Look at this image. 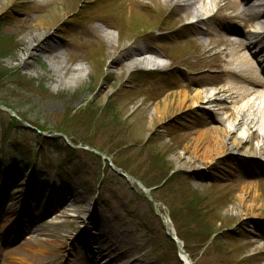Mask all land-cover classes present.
<instances>
[{
	"label": "rangeland",
	"instance_id": "374dc122",
	"mask_svg": "<svg viewBox=\"0 0 264 264\" xmlns=\"http://www.w3.org/2000/svg\"><path fill=\"white\" fill-rule=\"evenodd\" d=\"M226 3L215 8L206 0L212 30L203 38L190 22L176 23L181 10L164 0H4L0 34L12 44L0 57V74L13 77L0 82V107L41 127L48 141L41 144L34 130L10 131L12 116L0 109V264H179L168 220L188 237L193 264H264V150L253 155L258 139L235 153L208 152V137L235 142L225 139V129L236 111L226 105L230 117L221 119L192 101L177 108L179 93L191 97L199 88L227 85L223 55L214 57L235 47L221 45L229 38L223 26L261 38L262 28L240 15L243 8L234 20L221 9ZM40 15L47 37L29 50L26 37ZM101 27L110 29L109 37ZM156 51L167 62L161 72L128 71L133 59ZM89 103L98 113L111 110L97 122L66 120ZM155 108L163 114L152 130ZM61 130L68 141L57 136ZM110 165L146 184L157 205ZM168 174L179 175L165 188ZM63 197L66 211L49 210L53 200L62 207ZM194 199L201 221L188 207ZM243 201L260 210L250 215ZM198 223L216 233L206 244Z\"/></svg>",
	"mask_w": 264,
	"mask_h": 264
},
{
	"label": "bare ground",
	"instance_id": "6f19581e",
	"mask_svg": "<svg viewBox=\"0 0 264 264\" xmlns=\"http://www.w3.org/2000/svg\"><path fill=\"white\" fill-rule=\"evenodd\" d=\"M11 3L14 0H9ZM44 1V0H36ZM146 2L148 0H141ZM152 1V0H149ZM165 3L172 5L174 8H179L183 14L181 17H176L175 22L180 24L182 22H190V26L201 37H208L211 34L212 28L209 27V22L212 18V14L206 5V0H164ZM227 3L224 9L225 11H232L234 13L231 18L237 20L241 8L243 11L240 15L247 19L250 23H256L261 27V31L257 33L261 36L257 39L255 34L244 35L238 28L230 25L223 26V33L229 36L221 38V45L235 46L225 51V53L215 54L214 57H220L224 59L227 64V70L224 71L228 77L227 85L223 87H210L199 88L195 91L193 96L190 97L188 92L179 93L181 99L177 105V108H182L192 101L191 105L194 107L202 108L204 111L210 112L215 116H221V119H227L230 117L229 108L226 105H231L236 111V117L227 123L225 129V139L230 136L235 137V142L230 146H227L223 136L208 137L207 151H217L220 154L235 153L244 143L249 142L252 138L256 137L257 147L253 152V155H257L258 152L264 150V0H226ZM4 0H0V13L5 10L3 6ZM212 7L217 8L219 0H209ZM218 9L217 14L220 13ZM48 27L44 16L40 15L36 18V25L34 31L30 33L26 39L29 43V50H35L38 47V43L42 42L47 37V33L44 29ZM101 31L108 37L111 32L110 29L102 28ZM235 38L236 43H232V39ZM112 39V41H114ZM213 49L206 51L209 54ZM155 57L161 60L165 58L159 52H153ZM192 65L191 62L187 63ZM147 66V63L140 58L133 59L128 65V71L143 69ZM55 72L58 71V67L53 66ZM77 71L83 72L84 67L80 66ZM76 78L71 81L75 82ZM70 81V82H71ZM246 100L241 108L236 106V102L240 100ZM163 112L155 108L150 117V129H155L160 121ZM256 133L258 135L256 136ZM8 201H15V198H7ZM67 204V199L62 198L61 204L63 206ZM243 210L249 211L250 215H254L255 212L260 210L255 203L247 204L246 201L242 202ZM60 203L56 200L51 201L49 210L62 209L66 211V207H59ZM56 209V210H57ZM55 210V211H56ZM170 227V224H169ZM1 256V255H0ZM92 264H100L98 260L92 261Z\"/></svg>",
	"mask_w": 264,
	"mask_h": 264
},
{
	"label": "trees",
	"instance_id": "16d2710c",
	"mask_svg": "<svg viewBox=\"0 0 264 264\" xmlns=\"http://www.w3.org/2000/svg\"><path fill=\"white\" fill-rule=\"evenodd\" d=\"M11 44H12V40L11 39H6L4 38L1 34H0V57L4 58L5 56H7V54H9V51H10V47H11ZM8 77H13V74L11 72H4L3 74H0V82L4 79V78H8ZM111 108L110 106H108L107 108H103L101 109L100 113H98L99 111H96L93 107V103H89L87 104L83 109L77 111L74 113V115L72 114V111H70L67 115H66V120L67 121H70V119L72 120H80L83 123L86 122H97V121H100L99 117H100V114L101 115H107L109 114ZM105 111V112H104ZM104 121L101 120V123L103 124ZM11 130L12 131L13 129H23V130H27L20 122H18L17 120L15 119H12V122H11ZM40 131H43V129L41 127H37ZM60 133H63L65 135H67V132L66 130H61ZM39 141L41 144H45L48 139H46V137L42 136V135H39ZM68 148H70L69 146H67ZM17 146L14 147V149L16 150L17 152ZM159 162V161H158ZM157 163V162H156ZM178 175L179 174H174L173 176H169V174L167 175V178L165 179V188L168 187L169 185H171L177 178H178ZM146 185V184H144ZM147 188H149L148 186H146ZM150 189V188H149ZM152 195L154 196V192L152 191ZM191 210V213H192V218L193 220H198V221H201V216H200V212H199V209H198V205H197V202H195V199L192 200L188 206ZM199 225V229L200 231L202 230V232L198 235L200 236L201 234H203V236H206V240H204L203 242H206L209 241L213 236L215 237L216 233H213V230L211 228H209L207 226V223H206V226L204 224H201V223H198ZM178 236L179 238L186 244L187 241H186V238H188L187 236H181L179 233H178ZM213 237V238H214ZM169 242L171 243L172 247L174 250H176V246H175V243L169 239ZM186 251L189 253V251L187 250V247H185ZM191 256V255H190ZM192 257V256H191ZM193 259V258H192ZM177 262L179 264H182L180 262V260L178 261L177 259Z\"/></svg>",
	"mask_w": 264,
	"mask_h": 264
},
{
	"label": "water",
	"instance_id": "95a60500",
	"mask_svg": "<svg viewBox=\"0 0 264 264\" xmlns=\"http://www.w3.org/2000/svg\"><path fill=\"white\" fill-rule=\"evenodd\" d=\"M3 110L6 111V112H8V113H11V111L8 110V109H6V108H4ZM12 116L15 117V118H17L16 115H12ZM27 126H28V128H32V127L29 126V125H27ZM32 129H33V128H32ZM58 135L61 136V137L64 138V139H66V137H65L64 135H62V134H58ZM95 153L105 158V156H103V155L100 154L99 152H96V151H95ZM114 170H115L120 176L125 177V178L128 177V176L124 175L119 169L114 168ZM136 183L142 188V190L144 191V193H145V194H146V195L152 200V202H153L154 204H156V202H155V201L152 199V197H151V192H150L149 190H147V189H146L141 183H139V182H136ZM169 236H170V237L176 242V244H177V246H178V249H179V252H180V255H182L183 257L186 258V260H184V258H182L183 262H184L185 264H192V261H191L190 257L185 253V251H184V249H183V247H184L183 243L180 242L176 237L172 236L171 234H169Z\"/></svg>",
	"mask_w": 264,
	"mask_h": 264
}]
</instances>
